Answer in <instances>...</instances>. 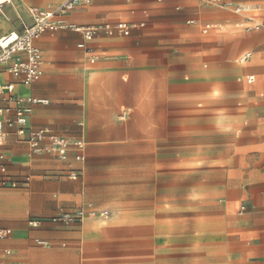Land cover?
I'll return each mask as SVG.
<instances>
[{
  "label": "crops",
  "instance_id": "crops-1",
  "mask_svg": "<svg viewBox=\"0 0 264 264\" xmlns=\"http://www.w3.org/2000/svg\"><path fill=\"white\" fill-rule=\"evenodd\" d=\"M65 1L11 0L9 4L15 2L29 13L31 8L52 10ZM237 1L97 0L77 6L64 21L90 27L125 22L131 26L129 35L98 33L88 44L91 53H86L78 48L80 34L45 33L37 41L43 60L37 82L23 86L7 71L0 73V84L13 85V97L49 101L47 106L33 107L29 126L85 143L82 164L52 155L29 159L26 145L8 132L0 146V165L18 184L4 188L15 190L0 192L5 200L0 203V230L11 232L0 238V264H264L263 173L261 181L241 190L237 211L229 199L218 216L192 227L189 241L175 244L164 235L167 181L151 173L138 180L127 174L137 153L159 150L168 130L167 90L172 83H182L185 74L196 82L215 80L217 73L231 79L250 72L246 82L252 76V85L257 78L264 96V2L255 6L258 15L249 17L232 15L231 8L221 5L245 6ZM6 5L0 6V37L23 29L10 26ZM121 18L126 21L117 20ZM190 57L192 62L187 61ZM239 59L241 63L248 59L247 66L235 67ZM169 73L178 80L171 81ZM32 159L27 168L26 161ZM42 168L54 175L41 182L47 187L33 191L36 182L26 174ZM72 170L79 174L75 181L67 177ZM35 197L39 203L31 215L39 219L27 223L29 213L21 201ZM12 199L20 202L10 203ZM78 210L86 211L82 220L50 221ZM154 233L161 235L153 240Z\"/></svg>",
  "mask_w": 264,
  "mask_h": 264
},
{
  "label": "rangeland",
  "instance_id": "rangeland-1",
  "mask_svg": "<svg viewBox=\"0 0 264 264\" xmlns=\"http://www.w3.org/2000/svg\"><path fill=\"white\" fill-rule=\"evenodd\" d=\"M237 2L250 8L251 12L243 14L249 17L258 15L259 9L255 6L259 7L264 0ZM13 4L6 5L4 10L10 26L17 30L30 26L33 20L28 10L22 9L15 2ZM231 14L237 16L232 12ZM117 20L126 21L125 18ZM190 44L192 43L185 42V45ZM191 59L192 57L187 58V61L192 62ZM241 60L233 65L238 68L247 66L248 59L242 63ZM250 74L252 73L237 74L231 79H224L217 73L219 77L216 75L215 80L201 78L196 82H192L190 74H185L182 83L170 84L167 90L170 102L168 130L164 141L159 144L160 148L155 153H137L136 163H130L127 169V174L135 176L137 180L151 173L152 176L167 181L168 230L164 235L169 244L189 241L192 227L206 224L213 215L218 216L229 199L234 200L237 211L241 205V190L262 180L264 96H260L257 78L254 84H247L246 78ZM178 78L174 73H169L171 81L176 82ZM129 159H132V154H129ZM148 160L152 163L147 164ZM32 161L33 159L26 161L27 168ZM121 172L125 170L122 169ZM53 175L49 168L26 174L36 182L33 191L47 187L41 185V182ZM56 176L63 177V174ZM136 187L143 186L137 184ZM144 188L149 189L146 185ZM10 190L15 189L0 188V192ZM213 199L214 205L211 203ZM3 202L5 200L0 199V203ZM19 202L18 199L10 200V203ZM38 203L36 197L21 201L29 213L27 223L32 219H39L31 215ZM159 235L161 234H152V239L159 238Z\"/></svg>",
  "mask_w": 264,
  "mask_h": 264
},
{
  "label": "built area",
  "instance_id": "built-area-1",
  "mask_svg": "<svg viewBox=\"0 0 264 264\" xmlns=\"http://www.w3.org/2000/svg\"><path fill=\"white\" fill-rule=\"evenodd\" d=\"M96 0H66L52 10H38L31 8L29 13L33 23L24 26L22 31L10 32L0 37V73L7 71L20 85L31 86L42 76V54L37 46V41L45 33L57 31H72L82 36V42L78 48L86 53H91L88 46L98 33L111 36L118 33L128 36L131 26L125 22L113 24L104 23L98 26H80L68 23L63 17L75 7L88 5ZM155 3H163L167 0H150ZM190 1V0H178ZM11 3V0H0V6ZM223 7H229L236 14H247L251 12L249 7L221 3ZM249 84L254 82L251 76ZM12 84H0V94L6 92V97H0V146L6 141L9 131L18 138L19 142L27 147L25 156L32 158L39 155H52L62 162L72 161L82 164L85 160V143L82 140L71 141L63 135L56 134L44 127L29 126V115L35 106H47L49 101L45 98L33 96L15 98L11 95ZM67 177L72 181L79 178L77 171H70ZM264 182V172H263ZM18 182L6 175V168L0 165V188H15ZM244 208L241 207L240 211ZM86 214L85 210L62 214L50 218L52 223H69L73 220H82ZM37 222H34L36 225ZM10 230H0V238L10 235Z\"/></svg>",
  "mask_w": 264,
  "mask_h": 264
}]
</instances>
